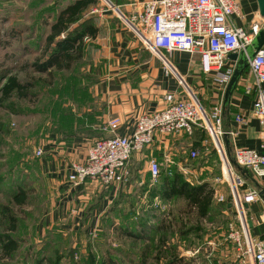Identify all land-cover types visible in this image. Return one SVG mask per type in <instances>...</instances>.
Returning <instances> with one entry per match:
<instances>
[{
	"label": "rangeland",
	"instance_id": "374dc122",
	"mask_svg": "<svg viewBox=\"0 0 264 264\" xmlns=\"http://www.w3.org/2000/svg\"><path fill=\"white\" fill-rule=\"evenodd\" d=\"M73 1L0 0V89L11 75L21 82L35 83L30 97L14 96L0 105V264H113L114 261L141 264L142 259L146 264H167L170 260L179 264H204L210 253L206 241L233 243L228 230L231 223L238 225L236 209L220 214L215 208L209 220L200 222L182 200L164 203L154 198L153 190L160 185V179L154 180L148 174L150 159L145 156L130 162L127 179L115 184L120 187V193L106 213L95 217L93 224L88 225L85 217L100 196L99 191L106 188L98 183H95L98 194L78 208L82 211L76 218L72 216L73 210L78 211L75 207L57 215L58 206L65 200L63 195H58L60 181L52 180L42 162L48 155L46 148L52 145L49 141L71 136L60 135L62 120L65 118V126L72 131L78 125L82 108L72 103L79 82L85 86L97 80L90 57L93 42L87 41L84 59L71 71L55 72L50 77L25 65L42 57L51 24L58 12ZM106 6V0H98L96 6L84 12L82 21L96 17ZM64 109L72 112L71 118H61L60 111ZM40 148L45 151L41 157L37 155ZM203 157L189 161L186 169L199 173L206 165ZM211 164L214 169L211 187L215 194H223L225 201H231V188L227 182L219 181L222 163ZM161 169L164 177L168 168ZM177 172L193 184L202 180L183 174L179 168ZM21 193L24 200L16 201L15 197ZM215 194L214 202H218ZM4 210L15 217V232L10 230L11 223ZM133 227L138 237L130 236ZM7 235L18 245L11 256L1 247ZM165 238L168 250L160 255L158 246ZM236 250L243 261L241 252ZM157 256H161L159 260Z\"/></svg>",
	"mask_w": 264,
	"mask_h": 264
},
{
	"label": "crops",
	"instance_id": "0c3cea01",
	"mask_svg": "<svg viewBox=\"0 0 264 264\" xmlns=\"http://www.w3.org/2000/svg\"><path fill=\"white\" fill-rule=\"evenodd\" d=\"M144 1L146 0H111L119 12L127 16L139 11ZM238 1L245 18L242 21L237 20V25L250 30L253 23H259L260 29L263 30L264 17L260 15L257 0ZM94 18L99 28V34L95 40H92L93 50L90 57L92 56L93 71L97 73V80L86 84L88 90L83 105H79L75 101L72 103L75 104V107L81 106L82 108L78 115L77 131L74 133L76 135L73 134L70 140L49 141L52 145L46 148L48 155L42 162V166L48 175L52 176V180L61 183L58 184V195H63L65 200H62V204L58 206V216L60 213L69 212L71 207L72 209L75 207V210L78 209L82 204L89 201L92 195L98 194L95 183H88L80 188L71 189L67 178L71 165L83 162L86 159L88 148L102 135L105 136L103 128L109 121L118 118L120 124L115 132L116 135L130 137L135 132L140 117L151 115L166 108L167 104L164 100L166 94L176 93L183 96V87L177 76L167 73L163 63L140 43L137 33L120 19L118 12L109 13L106 11L99 13ZM257 45L255 39L250 49V55ZM166 57L173 70L184 79L185 85L197 95L208 112H211L216 106H222L223 128L225 131L233 133L229 137L230 148L232 149L230 158H233L234 151L237 149L255 150L264 156L262 146L264 135L254 113L257 90L250 67L244 69L229 104L224 107V95L227 87L223 90L218 86L216 73L204 74L202 72L198 55L192 56L181 51H172L166 53ZM226 67H234L235 69L236 63L227 59ZM239 115L243 116L245 124L236 122L235 118ZM201 133L203 134V132H196L191 136L186 134L167 137L157 136L152 145L142 152L134 153L130 162L134 158L145 156L147 160H157L161 167L179 168L182 172H188L194 177H202L201 179L211 182V174L214 170L211 163H221V158L211 144L208 134L204 132V135H201ZM224 146L226 150L225 143ZM193 150L199 152V159L202 158V155L204 156L203 161L206 165L199 173L186 169L190 160L189 153ZM232 168L244 180L243 193L250 189H256L259 193L264 190V177L255 178L249 170H247V174H243L237 168ZM219 181L225 183L222 179V171ZM103 190L101 189L99 194ZM62 191L63 193H61ZM105 191L107 192L99 202L98 209L94 211L89 225L93 224L96 216L108 211L120 193V187L117 185L109 186L106 187ZM220 196L224 197L225 195L216 192L215 199ZM226 202L229 203V212H233L234 207L230 200L228 199ZM217 203L214 202V204ZM81 211L82 209L73 210V218H76ZM245 211L253 224L250 228L251 236L263 240L264 200L259 197L255 203L248 204ZM226 212L224 211V214ZM94 228L85 227V229L90 230ZM205 244H208L210 253L204 264L242 263L234 243L224 244L218 240H209ZM196 253H199V249Z\"/></svg>",
	"mask_w": 264,
	"mask_h": 264
},
{
	"label": "built area",
	"instance_id": "2783aa9c",
	"mask_svg": "<svg viewBox=\"0 0 264 264\" xmlns=\"http://www.w3.org/2000/svg\"><path fill=\"white\" fill-rule=\"evenodd\" d=\"M106 11H116L120 19L137 33L140 43L153 56L159 59L168 74L177 76L183 87V96L168 93L164 100L166 108L151 115L140 117L132 136L116 135L120 120L112 119L103 128L105 136L97 139L87 150L83 162L73 163L67 182L71 189H77L88 183H98L104 187L121 184L129 175V163L134 153L142 152L153 144L157 136L193 135L196 129L204 130L220 154L222 163V179L231 188L230 201L238 213V225H229V238L241 252L244 264H264V239L258 240L250 234V219L246 215V205L255 203L259 191L250 189L242 192L244 180L237 175L225 150L223 137L222 106H216L208 112L199 101L197 95L189 89L173 70L166 53L181 51L192 56L198 55L204 74L216 73L218 86L225 90L231 80L234 67H226L230 54L245 52L260 33L259 23H253L250 30L237 25V20H244L238 0H146L141 9L127 16L111 2ZM249 67L254 77L257 100L254 113L262 127L264 135V47L251 57L248 55ZM239 124H245L243 116L235 118ZM264 148V143H263ZM43 148L37 150L43 156ZM199 157V152H190V159ZM233 158L237 164L249 170L255 178L264 177V156L255 150L237 149ZM147 171L157 180L161 165L151 159L147 163ZM188 175V172H183ZM218 202H225L220 196ZM249 236V237H248ZM248 257V260L246 259Z\"/></svg>",
	"mask_w": 264,
	"mask_h": 264
},
{
	"label": "trees",
	"instance_id": "16d2710c",
	"mask_svg": "<svg viewBox=\"0 0 264 264\" xmlns=\"http://www.w3.org/2000/svg\"><path fill=\"white\" fill-rule=\"evenodd\" d=\"M97 4L98 0H75L71 4L61 9L58 12L54 22L50 26V32L45 39L42 57L37 58L32 63L26 64L25 68H30L33 72L38 74H47L50 77H53L55 72L71 71L76 63H79L82 59H84L87 50V41L95 40L99 34V28L94 17L82 21V15L84 12L89 10L92 6H96ZM34 88V82L24 83L21 82L16 75H11L6 79L5 84L0 89V105L4 104V102L14 96H18L22 99L28 98L30 97L31 90ZM87 90L88 88L86 85H81L79 82L78 90L76 91L77 96L75 97L74 101L79 105H83V101L87 97ZM60 115L61 118L63 116L70 117L72 116V112L70 110L64 109L63 111H60ZM67 122H69V119H67ZM60 126V135H71L69 138H63V140H70L72 135L77 131H72L71 128L67 129L68 125L65 126V118L62 120ZM196 132H203L201 135H204L205 131L202 129H196L194 134ZM198 159L199 157L195 160L190 159L189 161H197ZM177 169L178 168H169L166 170L168 172L164 177H162L161 169L160 175L158 177V179H160V185H158L153 190L154 198L157 197L164 203L182 200L185 203L186 209L191 213H196L200 222L209 220L210 216H212L214 212L213 209L215 208L219 209V213L230 210L228 207L229 203L226 201L214 204L215 190L211 187L209 180L202 179L200 183L193 184L189 180L184 179V177L177 172ZM105 190L100 193L97 201L90 207L88 216L85 217V219L88 220V225L93 218L94 211L98 209L99 202L107 192ZM23 195L24 193L17 195L15 197L16 201L22 202L24 200L22 197ZM3 212L7 213L6 217L10 220V230L15 232V217L10 215L9 211L4 210ZM132 230L133 231L131 232L130 236L134 235L135 237H138L134 227ZM1 247L7 256H11L18 249L17 242L12 238L11 235L5 236L4 240L2 239ZM158 250L160 255L168 250L166 247V238L160 240ZM160 257L161 256H157V259L159 260ZM101 264L112 263L102 262ZM113 264L118 263H115L114 261ZM141 264H146L144 259H142ZM167 264L179 263L170 260Z\"/></svg>",
	"mask_w": 264,
	"mask_h": 264
},
{
	"label": "water",
	"instance_id": "95a60500",
	"mask_svg": "<svg viewBox=\"0 0 264 264\" xmlns=\"http://www.w3.org/2000/svg\"><path fill=\"white\" fill-rule=\"evenodd\" d=\"M257 2L259 5L260 15L262 17H264V0H257ZM108 12L111 13L112 11L110 10ZM256 42L258 43V45H257V47L255 46L256 49L254 50L252 55H250V49L252 46L248 47V49H247L248 55H250L251 57H253L257 51H259L261 48L264 47V29L261 30L259 35L256 37ZM248 55H246L245 52H242L240 54L239 53H233V54H230L228 56V60H231V61L236 63V68L234 69L233 76H232L231 80L229 81L228 86H227L226 91H225L224 107H226L229 104L231 97L233 95V92L236 88V85L238 84L244 69L249 66ZM229 137H230V135L228 133H226L223 137V141L226 145V151H227V154L230 158L232 149L230 148ZM230 162H231V165L233 167L237 168L239 171H242L243 174L248 173L247 169H243L242 167H240L237 164V162L235 161V159L230 158ZM259 197H261L264 200V190L260 191ZM249 226H250V228H252V226H253L251 221H249Z\"/></svg>",
	"mask_w": 264,
	"mask_h": 264
}]
</instances>
